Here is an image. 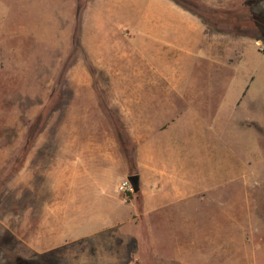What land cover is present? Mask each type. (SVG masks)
Returning <instances> with one entry per match:
<instances>
[{"label": "rangeland", "instance_id": "obj_1", "mask_svg": "<svg viewBox=\"0 0 264 264\" xmlns=\"http://www.w3.org/2000/svg\"><path fill=\"white\" fill-rule=\"evenodd\" d=\"M195 1L238 11L245 0ZM263 7L264 0L255 6ZM134 13L124 9L119 16L128 21ZM205 26L209 33L242 36ZM21 28L0 38V264H264V43L258 40L261 52L253 59L256 90L241 95L250 65L227 68L226 102L216 103L215 94L209 105L195 107L211 141L225 149V175L210 167L204 183L195 182L187 208L193 227L156 219L149 231L139 193L125 198L118 192L122 179L105 187V202L75 200V147L113 133L98 112L99 95L108 100L106 90L76 84L104 85L106 79L90 75L92 63L78 51L62 70L74 26L67 34H61L66 27ZM224 54L233 62L234 53ZM99 140L108 145L106 137ZM118 197L125 219L107 228L108 219L95 216V204L104 210ZM143 233L152 246L142 242Z\"/></svg>", "mask_w": 264, "mask_h": 264}, {"label": "crops", "instance_id": "obj_2", "mask_svg": "<svg viewBox=\"0 0 264 264\" xmlns=\"http://www.w3.org/2000/svg\"><path fill=\"white\" fill-rule=\"evenodd\" d=\"M75 1L0 0V38L19 34L21 27H66L61 34H67L78 24V52L90 59L94 73L105 76L104 85H76L106 90L132 159L114 132L99 133L97 140L91 136L89 145L75 147L79 167L73 177L75 200L105 202V187L114 179L137 175L142 218L149 231L156 219L193 227L187 208L195 182L204 183L210 167L225 175V149L211 141L195 107L209 105L215 94L216 103L226 102L227 68L232 72L250 65L241 95L256 90L259 68L253 59L261 52L258 40L209 33L197 15L173 0H87L78 21ZM124 9L135 11L128 21L119 16ZM225 50L234 53L233 62ZM198 59L207 64L195 66ZM98 112L102 114L101 109ZM103 137L108 145L99 140ZM236 162L241 175V161ZM117 201H108L104 210L95 204V216L108 219L107 228L125 219L116 207L121 199ZM127 204L135 208L133 202Z\"/></svg>", "mask_w": 264, "mask_h": 264}, {"label": "trees", "instance_id": "obj_3", "mask_svg": "<svg viewBox=\"0 0 264 264\" xmlns=\"http://www.w3.org/2000/svg\"><path fill=\"white\" fill-rule=\"evenodd\" d=\"M87 0H76L75 1V17L78 21L79 12L84 7ZM175 3L184 7L185 9L191 11L195 15H197L205 24L211 25L213 30L222 33L232 32V30L242 36L250 37L255 40H259L264 43V7L260 9H256L255 6L263 0H245L241 8L238 11H234L231 9H215L210 6H207L204 3L196 4L195 0H173ZM225 24V25H223ZM218 25H223L226 27H219ZM79 25L76 24L73 29L72 36V45L69 53L66 55L63 61V69H66L67 63L74 58L75 53L79 51ZM89 70L91 74H94V70L91 65H89ZM98 90V89H96ZM100 91V90H98ZM101 92V91H100ZM101 94V93H99ZM99 104L101 110L109 119L111 126L113 128V132L122 146L123 151H125V155L132 159L131 155L127 153V135L125 134L123 127L119 118L117 117L113 108L109 105L108 100L104 98V96L99 95ZM36 124L34 123L31 126V130H29V137H33L36 132ZM28 137V136H27ZM28 137V139H29ZM21 154V153H20ZM23 154V153H22ZM16 158H20V155H16ZM17 160H14L12 163L16 164ZM139 193L138 187L134 189L133 194ZM141 199L139 196V205H141ZM141 210L142 207L140 206ZM145 236V237H144ZM146 234H142V242L146 243L145 246L149 247L147 242Z\"/></svg>", "mask_w": 264, "mask_h": 264}, {"label": "built area", "instance_id": "obj_4", "mask_svg": "<svg viewBox=\"0 0 264 264\" xmlns=\"http://www.w3.org/2000/svg\"><path fill=\"white\" fill-rule=\"evenodd\" d=\"M117 190H118V192L125 195V198H126V197H128V195H130L131 193L134 192V187L132 186V184L129 182V180L127 178H124L118 182ZM124 200H126V199H124Z\"/></svg>", "mask_w": 264, "mask_h": 264}, {"label": "water", "instance_id": "obj_5", "mask_svg": "<svg viewBox=\"0 0 264 264\" xmlns=\"http://www.w3.org/2000/svg\"><path fill=\"white\" fill-rule=\"evenodd\" d=\"M127 179L132 184L134 189L138 187V176L137 175H130L127 177Z\"/></svg>", "mask_w": 264, "mask_h": 264}]
</instances>
